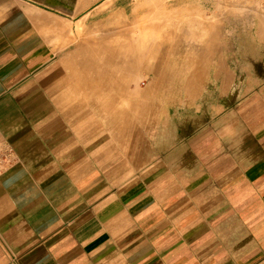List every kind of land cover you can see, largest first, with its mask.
Masks as SVG:
<instances>
[{
    "label": "crops",
    "instance_id": "0c3cea01",
    "mask_svg": "<svg viewBox=\"0 0 264 264\" xmlns=\"http://www.w3.org/2000/svg\"><path fill=\"white\" fill-rule=\"evenodd\" d=\"M93 1L0 0V140L11 158L0 166V264H264V89L246 109L195 107L229 31L250 36L237 49L264 65V9L237 1L232 27L231 0H220L217 32L197 24L216 0H172L175 38L156 30L157 62L140 67L153 86L132 91L117 74L129 46L69 40ZM123 3L116 12L135 5ZM197 49L209 55L175 64L199 69L165 80L164 51Z\"/></svg>",
    "mask_w": 264,
    "mask_h": 264
},
{
    "label": "rangeland",
    "instance_id": "374dc122",
    "mask_svg": "<svg viewBox=\"0 0 264 264\" xmlns=\"http://www.w3.org/2000/svg\"><path fill=\"white\" fill-rule=\"evenodd\" d=\"M237 1H239L240 5L244 7L243 9H246L243 0H231L228 3L226 14H228L229 25L232 27L237 20L235 16ZM134 2V6L128 5L125 8L126 12L123 9L117 10L116 12L117 8L124 6L123 0H97L93 2H85L84 11L81 12L82 17L74 19V23L72 24L74 27H77L78 30L83 29L84 33L69 35V40L73 38L74 40L76 39L79 41L83 38L93 37L92 39L97 41L104 37L108 38L110 36H116L115 44L117 47L129 46L128 51H121L125 56L124 60L128 62L126 69H124L122 65L121 68L117 67V74H127L133 79L130 80L128 77V80L131 82L129 81L127 84L121 83V89L147 91L151 90V86H153L152 81L155 77L152 74L143 73L140 67L142 65L154 64V61H156V54L158 51L151 46L156 42L157 29L164 30L165 41L172 42L174 40L175 37L173 32L177 27V19L172 17V0H165V2H162V0H134ZM251 10L254 11L253 8ZM220 13V0H216V7L215 10L212 11V14L207 13L206 16H204L203 13H200L199 17H197V24L219 32L218 29L224 22ZM244 21H248V19H244ZM111 22L115 24V28L111 32H108L107 27ZM249 22L251 21L249 20ZM212 35L213 40H217L220 37L218 33H213ZM224 37H227L226 42L229 49L227 51H222L221 53L218 50L210 52L215 63L212 62L210 71L204 78V92H206V98L197 100L195 106L196 108L212 107V113H215L220 106L225 111H234V109L241 107V105H244V108L246 109L248 103L257 99V96H262L261 93H263V91L261 92V90L264 89V65L251 66L248 63L251 62V55L253 54L252 50L248 48L244 51L237 49V39L239 38L241 40L244 38L243 42H246L250 39V36L243 35L242 38V36H238L236 33H230L229 31V34ZM139 39H141L142 44L136 45V42ZM196 41L199 42L200 40L196 38ZM135 47L139 49L134 50ZM95 53L100 54L97 50ZM179 53L194 54L195 58L200 60L204 58L206 54L209 55V51L199 49L183 52L174 50L164 51V57L168 59V61L167 59L165 60L164 65L166 68L165 80L169 82L176 80L179 75L184 73L191 74L194 73V69H199L198 67L180 68V66H177L178 64L176 65L175 62L179 59ZM260 53L264 54L262 51H260ZM102 54H104L105 57H99L100 67L96 69L97 73L99 71L101 79L107 72V67L104 65L106 62L104 60L107 56L104 52H102ZM220 54L223 56L222 58H224L222 61L225 65L224 69L228 72V80L227 83L224 84L222 83V77H215V73L219 70L215 65L216 62L219 61L218 56ZM180 70L183 71V73ZM172 84L173 83H169V86ZM105 85L106 83L104 81L99 84L101 94L106 89ZM224 85H227L226 96L224 95ZM221 93H223V95H221ZM220 96L223 97L220 98ZM259 99V102L262 101L261 98ZM168 102L166 108L172 118L175 108L173 107V103H171L172 100H168Z\"/></svg>",
    "mask_w": 264,
    "mask_h": 264
},
{
    "label": "built area",
    "instance_id": "2783aa9c",
    "mask_svg": "<svg viewBox=\"0 0 264 264\" xmlns=\"http://www.w3.org/2000/svg\"><path fill=\"white\" fill-rule=\"evenodd\" d=\"M247 2H252L261 9H264V0H246ZM2 142L0 140V166H7L11 164L10 152L7 148L2 147Z\"/></svg>",
    "mask_w": 264,
    "mask_h": 264
},
{
    "label": "bare ground",
    "instance_id": "6f19581e",
    "mask_svg": "<svg viewBox=\"0 0 264 264\" xmlns=\"http://www.w3.org/2000/svg\"><path fill=\"white\" fill-rule=\"evenodd\" d=\"M147 36H148V35H147ZM141 42H142L141 39L137 40L136 45L142 44ZM140 69H141V68H140ZM137 73H138V72H137Z\"/></svg>",
    "mask_w": 264,
    "mask_h": 264
}]
</instances>
